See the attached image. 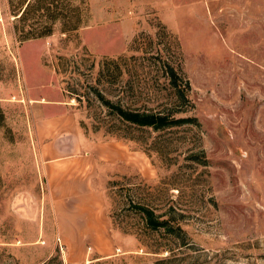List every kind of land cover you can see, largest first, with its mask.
I'll use <instances>...</instances> for the list:
<instances>
[{
  "label": "rangeland",
  "instance_id": "374dc122",
  "mask_svg": "<svg viewBox=\"0 0 264 264\" xmlns=\"http://www.w3.org/2000/svg\"><path fill=\"white\" fill-rule=\"evenodd\" d=\"M61 3L0 0V264H264V0Z\"/></svg>",
  "mask_w": 264,
  "mask_h": 264
},
{
  "label": "trees",
  "instance_id": "16d2710c",
  "mask_svg": "<svg viewBox=\"0 0 264 264\" xmlns=\"http://www.w3.org/2000/svg\"><path fill=\"white\" fill-rule=\"evenodd\" d=\"M59 1V3H58ZM17 2V1H16ZM61 3V0H18V12L15 14V18H17V21H26L29 17V13L33 12L38 14L39 17H48L51 21L55 20H61L63 22V28L61 29L63 32L75 30L79 23L78 21V13L77 9L74 10L69 9L66 10V7H64V4ZM69 6V5H68ZM53 32V29L51 26L48 27H42L41 29H35V31H27L24 33L23 36H21V39H27L32 37H40V36H46ZM166 75L168 76V81L170 83V86L175 89V94L178 98L183 100L187 99V91H188V82L184 81L183 78H179L176 74V71L174 67L166 63ZM180 79V80H179ZM180 82V83H179ZM184 84V85H183ZM77 95V94H76ZM78 96V95H77ZM107 106L113 107L114 105H110V103L107 101ZM116 113L119 114V116L126 121H129L131 123H136L139 125H145V126H164V125H172L173 123L185 121V119L179 118V119H169L167 117H158L153 114H146V113H140L137 111H128L120 106H116ZM138 208L143 213V217L145 219L146 225L152 228H158V227H165L167 222L165 220H159L157 217L147 208L140 207Z\"/></svg>",
  "mask_w": 264,
  "mask_h": 264
},
{
  "label": "crops",
  "instance_id": "0c3cea01",
  "mask_svg": "<svg viewBox=\"0 0 264 264\" xmlns=\"http://www.w3.org/2000/svg\"><path fill=\"white\" fill-rule=\"evenodd\" d=\"M62 145V142H57V148L60 152L64 153V150H63V146Z\"/></svg>",
  "mask_w": 264,
  "mask_h": 264
}]
</instances>
